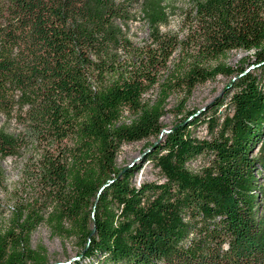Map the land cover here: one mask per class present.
I'll use <instances>...</instances> for the list:
<instances>
[{
  "label": "trees",
  "instance_id": "obj_1",
  "mask_svg": "<svg viewBox=\"0 0 264 264\" xmlns=\"http://www.w3.org/2000/svg\"><path fill=\"white\" fill-rule=\"evenodd\" d=\"M138 2L142 45L127 32ZM185 15L178 37L160 29L162 0H0V114L17 124H0V160L25 149L36 192L0 228V264H264V0H191ZM230 49L246 51L237 66L219 60ZM218 73L235 75L232 111L217 101L207 137L190 110L117 164L123 142L161 133L171 91ZM197 156L208 161L190 168ZM145 159L161 180L133 181ZM40 220L73 236L77 256L50 263L31 246Z\"/></svg>",
  "mask_w": 264,
  "mask_h": 264
},
{
  "label": "rangeland",
  "instance_id": "obj_2",
  "mask_svg": "<svg viewBox=\"0 0 264 264\" xmlns=\"http://www.w3.org/2000/svg\"><path fill=\"white\" fill-rule=\"evenodd\" d=\"M167 14L168 20L166 23L160 25V29L170 34H177L182 37L186 31V24L188 21L185 15L191 0H162ZM127 32L132 41L138 45L148 43L149 31L144 14L142 13L140 3H135L131 7V17L129 19V26ZM246 51L243 49H230L219 60L237 66L241 63V58ZM177 60V51H175L171 60L168 62V68H172L173 62ZM247 65V64H245ZM167 69H162L160 74L166 73ZM161 76V75H160ZM234 74L218 73L213 78L207 79L203 82L197 83L190 94L184 96L183 90L177 89L170 92L167 97L166 110L161 116V123L163 128L158 136H150L148 138H141L138 140L123 142L117 154V164L119 166L131 164L140 161L150 146L148 143H157L162 139L164 132L168 130L174 123L185 114H189L190 110H194V115L202 119L196 125L191 127L193 134L203 137L208 136L209 126L207 117L213 110L219 99L224 102L217 107L216 114L223 115L225 112H231L232 108L229 103V97L235 87L232 85ZM157 92V86L151 87L144 97H153ZM126 113V111H125ZM4 124L9 129H16L17 124L10 115L7 120L0 114V124ZM23 149L16 156L4 157L1 159V164L4 171V179L0 185V228H4L9 221L12 206L23 202L25 198L35 195L36 192L33 180H30L25 171H22L23 158L27 154ZM208 159L204 156H197L188 161V166L193 169H199L204 165ZM135 183L145 179L161 180L162 174L157 166L152 161L145 159L140 168L133 174L132 177ZM50 238V239H49ZM31 246L37 244L42 245L46 249L47 260L50 263L65 262L77 256L80 250L79 244L73 236L59 235L54 233L51 226L45 220L37 222L35 227L30 232L28 237ZM87 261V260H84Z\"/></svg>",
  "mask_w": 264,
  "mask_h": 264
}]
</instances>
